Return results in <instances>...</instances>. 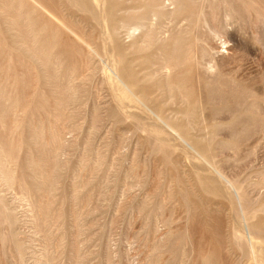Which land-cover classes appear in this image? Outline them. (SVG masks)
Returning <instances> with one entry per match:
<instances>
[{
    "label": "rangeland",
    "instance_id": "374dc122",
    "mask_svg": "<svg viewBox=\"0 0 264 264\" xmlns=\"http://www.w3.org/2000/svg\"><path fill=\"white\" fill-rule=\"evenodd\" d=\"M0 264H264V0H0Z\"/></svg>",
    "mask_w": 264,
    "mask_h": 264
},
{
    "label": "bare ground",
    "instance_id": "6f19581e",
    "mask_svg": "<svg viewBox=\"0 0 264 264\" xmlns=\"http://www.w3.org/2000/svg\"><path fill=\"white\" fill-rule=\"evenodd\" d=\"M128 36H131V33H129V35Z\"/></svg>",
    "mask_w": 264,
    "mask_h": 264
}]
</instances>
